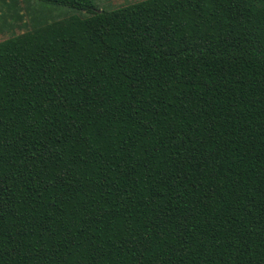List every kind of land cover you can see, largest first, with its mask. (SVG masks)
Returning <instances> with one entry per match:
<instances>
[{"label": "trees", "instance_id": "obj_1", "mask_svg": "<svg viewBox=\"0 0 264 264\" xmlns=\"http://www.w3.org/2000/svg\"><path fill=\"white\" fill-rule=\"evenodd\" d=\"M5 32L0 264H264V0H0Z\"/></svg>", "mask_w": 264, "mask_h": 264}, {"label": "rangeland", "instance_id": "obj_2", "mask_svg": "<svg viewBox=\"0 0 264 264\" xmlns=\"http://www.w3.org/2000/svg\"><path fill=\"white\" fill-rule=\"evenodd\" d=\"M142 1H144V0H102V1L95 0V4L101 10L112 11V10H115V9L121 7V6H126L129 4H134V3H138V2H142ZM48 6L50 7L51 4L48 3ZM16 34H20V32L17 31ZM10 36H13V34L8 33V32L0 33V42L8 39Z\"/></svg>", "mask_w": 264, "mask_h": 264}]
</instances>
